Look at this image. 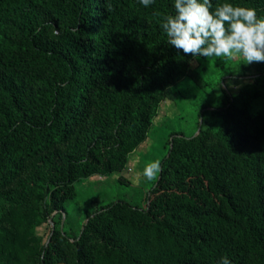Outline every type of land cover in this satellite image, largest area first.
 I'll return each mask as SVG.
<instances>
[{"label":"trees","instance_id":"1","mask_svg":"<svg viewBox=\"0 0 264 264\" xmlns=\"http://www.w3.org/2000/svg\"><path fill=\"white\" fill-rule=\"evenodd\" d=\"M223 3L264 18V0L211 10ZM173 12L174 0H0V264H264V109L229 94L218 129L170 134L146 207L98 206L42 246L27 230L37 197L62 219L76 181L122 172L145 141L194 58L167 43Z\"/></svg>","mask_w":264,"mask_h":264},{"label":"rangeland","instance_id":"2","mask_svg":"<svg viewBox=\"0 0 264 264\" xmlns=\"http://www.w3.org/2000/svg\"><path fill=\"white\" fill-rule=\"evenodd\" d=\"M263 92L264 63L246 64L242 57L192 58L187 75L164 93L147 138L130 154L122 172L96 174L76 181V196L68 201L62 219L59 212L48 217L43 214L44 202L37 197L27 217V230L33 234L32 239L41 237L42 246L55 228L75 236L87 214L112 201L123 199L146 207L150 188L159 173L150 181L143 176V170L152 161L162 160L172 132L193 136L202 127L218 129L222 118L213 110L227 105V94L246 100L254 112L263 110ZM4 210L0 208V231L5 219L10 217Z\"/></svg>","mask_w":264,"mask_h":264},{"label":"clouds","instance_id":"3","mask_svg":"<svg viewBox=\"0 0 264 264\" xmlns=\"http://www.w3.org/2000/svg\"><path fill=\"white\" fill-rule=\"evenodd\" d=\"M150 6L154 0H140ZM212 0H174V12L163 17L167 43L185 55L205 58L242 57L244 63H264V18L254 8ZM161 161L147 164L143 176L155 180ZM220 264H231L223 257Z\"/></svg>","mask_w":264,"mask_h":264}]
</instances>
